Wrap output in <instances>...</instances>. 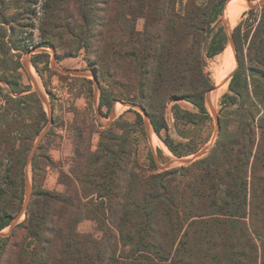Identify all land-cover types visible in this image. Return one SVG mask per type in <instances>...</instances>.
<instances>
[{
    "label": "trees",
    "instance_id": "obj_1",
    "mask_svg": "<svg viewBox=\"0 0 264 264\" xmlns=\"http://www.w3.org/2000/svg\"><path fill=\"white\" fill-rule=\"evenodd\" d=\"M228 1L0 0V80L8 82L12 50L19 54L13 64L18 74L20 53L33 44L26 35L31 5L40 3L39 47L67 50L69 56L84 51L99 85L100 112L115 102L141 106L173 157L195 155L215 130L205 103L212 88L205 65L227 44L223 30L214 32V26ZM237 2L246 1L227 6ZM262 9L254 23L243 20L232 31L236 69L205 156L159 171L150 152L148 166L141 167L133 139L136 132L145 135L140 114L133 123L118 118L101 130L95 150V127L75 120L71 167L60 177L64 191L43 188L46 166L35 155L25 219L0 239V264H264ZM138 19L144 20L141 32ZM31 97L36 115L30 137H35L45 113L36 95ZM180 101L194 109L172 107L180 130L179 140H173L165 114L171 102ZM7 111L0 115V165L15 142L12 125H4ZM20 126L24 146L29 136ZM12 173L5 171L12 194L0 184V232L23 203L17 190L25 180L13 182ZM85 220L96 224L100 239L77 232Z\"/></svg>",
    "mask_w": 264,
    "mask_h": 264
},
{
    "label": "rangeland",
    "instance_id": "obj_2",
    "mask_svg": "<svg viewBox=\"0 0 264 264\" xmlns=\"http://www.w3.org/2000/svg\"><path fill=\"white\" fill-rule=\"evenodd\" d=\"M248 1L251 5H257L254 9H252L255 11L251 17L248 16L249 11L251 10L248 7V3L242 2L247 4V8L240 11V8L238 7L241 5L237 4L239 6H237L238 11L236 18L231 24H229L228 21L226 29L228 30V33L224 26V20H226V13L224 10L218 22L214 26V32L222 29L227 37V44L224 51L211 59H207L205 65V73L209 76V79L212 82V88L218 87L219 89V85L222 87L225 86V88L221 90L218 99L213 101V107L216 114L221 110V102L224 96L228 93V84L230 82L228 78L236 69V62L228 41V34L232 35L234 28L243 20H250L251 23H254L263 10L262 6L264 5L258 6V3L261 0ZM40 18V3L34 6L31 5V17L28 20L26 35L30 37L33 44L27 52L20 53L21 68L18 69L17 75L16 71L13 70V64L18 59L17 56L19 54L16 50L10 51L11 66L7 67L9 69L8 82L10 84L0 80V115L4 110L8 109L7 112H4V114H9L8 121L4 123V125H12V137L15 140L12 147L13 153L8 156H1L0 184H2L3 189L8 193V195L12 194V188L10 189L5 185V171L7 170H14V172H16L14 174L12 173L10 176L11 179H13V182L17 181V183H19L21 179H24L26 183L27 180L30 194H32L33 167L32 162L30 164L28 163V159L35 142L49 121L46 108L39 100L34 85H36L39 91L44 95L52 109L51 125L45 138L41 141L35 153L38 161L46 166L41 175L43 177V188L48 191L63 192L65 189L60 183V177L61 174H67L71 167V160L75 147V133L73 127L75 120H86L89 124L91 123L95 127V133L91 139L92 150H95L99 138L98 133L108 127L113 121L118 118H122L130 123H133L136 119V113L140 114L143 118L141 112L123 107L119 104L120 102H115L110 109L104 106L101 110L102 112L99 111V107L96 111L94 98L96 93V98L99 104V85L96 89L93 76L91 73L89 74L92 70L87 63L84 51H80L76 55L69 56L67 54V50H59V52L56 53L54 49L50 47H39L38 43L41 42V34L39 32ZM143 28L144 20L138 19L136 21L137 31L141 32ZM14 41H12V44ZM38 48H44L46 52L31 54L32 51ZM53 59L54 67L51 65ZM55 68L66 71H85L89 75L82 77L64 75ZM92 74L94 73L92 72ZM224 76H226L227 81L225 84H220ZM34 94L38 98L45 113V121L41 122V128L38 134L35 137H30L32 132L31 125L33 124L36 115L35 98L31 97ZM22 96H24L23 99L20 98ZM175 104H178L181 108L187 110H193L194 108L190 104L180 101L171 102L166 110L165 119L169 128V137L173 140H179L180 134L178 131L180 130H177V128L175 129L174 119L171 112V109ZM113 109H115L113 121L109 125H106L109 122L111 111ZM208 112L210 113L209 109ZM210 116L212 117L211 113ZM14 120H16L17 124L13 123ZM19 125H21V128L25 127V130L22 131H25L29 136V141L28 143H25L24 146L20 141L21 130ZM143 126L145 131V125ZM184 134L185 132H183V135ZM162 137H166L165 132L162 133ZM215 138L216 136L214 130L210 141L204 148L209 146L212 147ZM133 139L137 144L136 162L141 167L148 166L147 158L150 152L153 154L159 165H165L172 159H175L163 142L152 132L150 134V138L146 133L144 136H141L136 132L133 134ZM193 156L194 155L185 158L190 159ZM22 194L23 203L13 219L19 215L24 206L26 184L22 191L17 190L18 196H21ZM24 219L25 215L22 216L19 222L22 223ZM9 226L1 232H7ZM77 232L80 234L90 235L96 240L101 238V232L92 221H81L77 225Z\"/></svg>",
    "mask_w": 264,
    "mask_h": 264
},
{
    "label": "water",
    "instance_id": "obj_3",
    "mask_svg": "<svg viewBox=\"0 0 264 264\" xmlns=\"http://www.w3.org/2000/svg\"><path fill=\"white\" fill-rule=\"evenodd\" d=\"M231 0H229L227 2V4L225 5L224 7V11L228 5V3L230 2ZM247 3H248V7L252 10L254 9L257 5H251L250 2L248 0H245ZM259 5H264V0H261L259 3H258V6ZM227 25H228V19L224 20V26H225V30L227 29ZM227 33H228V30H226ZM228 41H229V44L231 46V49L233 51V55H234V59H235V62L237 63V60H236V56H235V50H234V40H233V37L232 35L228 34ZM46 52V50L44 48H38L34 51L31 52V54H39V53H44ZM51 65L54 67V59L51 63ZM57 69V68H55ZM57 71H59L60 73L64 74V75H70V76H75V77H82V76H86V75H89L91 73V75L93 76V79H94V83H95V86H96V89L98 87V83H97V80H96V77L94 74H92V72H89V74L85 71H66V70H60V69H57ZM232 75L233 73L229 76V80L232 78ZM34 88H35V91L39 97V100L41 101V103L45 106L46 108V111H47V114L49 116V121H48V124L47 126L42 130V132L40 133L37 141L35 142L34 146H33V149L31 151V154L29 156V159H28V163L30 164L33 160V157L41 143V141L45 138L47 132H48V129L51 125V122H52V109H51V106L49 104V102L47 101V99L44 97V95L39 91V89L37 88L36 85H34ZM218 87H214L212 88L211 90H209L206 95H205V103H206V106L208 107L213 119H214V124H215V136L217 135V128H218V116L217 114L215 113V110H214V107H213V101H212V93L217 91ZM120 105H122L123 107H127L128 109H133V110H137L139 112H141V114L143 115V118H144V124H145V133L148 135V137L150 138V134L151 132L153 133L152 129H151V126H150V123H149V120H148V117L146 115V112L145 110L141 107V106H138V105H135V104H125V103H119ZM94 106L96 108V111H97V108H98V101H97V98H96V93H95V98H94ZM115 107V106H114ZM114 112H115V109H113L111 111V115H110V119H109V122L106 124V125H109L112 121H113V118H114ZM210 146L209 147H206L204 148L203 150H201L200 152L196 153L192 158L188 159V158H181V159H172L171 161H169L167 164L165 165H159L157 163V160L154 158V161H155V164H156V167L158 170L160 171H165V170H169V169H172V168H175L177 167L176 165H179V166H184V165H188L192 162H194L195 160H198L200 158H202L203 156H205L207 154V152L210 150ZM26 194H25V202H24V206L21 210V212L19 213V215H17L11 225L9 226V229L7 232H0V238H7L10 236V234L12 233L13 229L20 223V219L22 218L23 215H25L26 211H27V208H28V205H29V202H30V198H31V194H30V189H29V186H28V183H27V180H26Z\"/></svg>",
    "mask_w": 264,
    "mask_h": 264
},
{
    "label": "bare ground",
    "instance_id": "obj_4",
    "mask_svg": "<svg viewBox=\"0 0 264 264\" xmlns=\"http://www.w3.org/2000/svg\"><path fill=\"white\" fill-rule=\"evenodd\" d=\"M233 4H239V5H241V6H239V5H234V6H232L227 12H226V14H225V17H226V19H228V21H230L231 19H233L234 17H236L237 16V11H238V9H237V6H239L238 8H240V11H242V10H245L246 8H247V4L246 3H242V2H237V3H232V4H230L229 6H231V5H233ZM229 6H227L226 7V9L229 7ZM245 7V8H244ZM226 9H225V11H226ZM236 9V10H235ZM227 71V70H226ZM221 76H222V73H221ZM226 79V76H224L223 77V79L221 80V83L220 84H222V83H226V81H227V79ZM225 80V81H224ZM225 88V86H220L219 85V89H217V91H215V92H213L212 93V101H216L217 99H218V97H219V94H220V92H221V90L222 89H224ZM119 105V104H118ZM122 107V106H121Z\"/></svg>",
    "mask_w": 264,
    "mask_h": 264
}]
</instances>
